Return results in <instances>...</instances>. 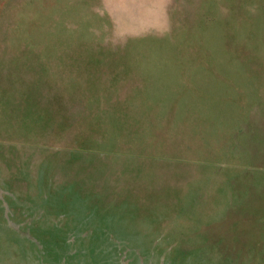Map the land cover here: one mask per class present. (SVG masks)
<instances>
[{"label": "rangeland", "instance_id": "374dc122", "mask_svg": "<svg viewBox=\"0 0 264 264\" xmlns=\"http://www.w3.org/2000/svg\"><path fill=\"white\" fill-rule=\"evenodd\" d=\"M0 264H264V0H0Z\"/></svg>", "mask_w": 264, "mask_h": 264}]
</instances>
